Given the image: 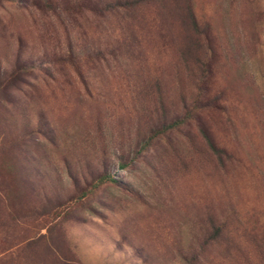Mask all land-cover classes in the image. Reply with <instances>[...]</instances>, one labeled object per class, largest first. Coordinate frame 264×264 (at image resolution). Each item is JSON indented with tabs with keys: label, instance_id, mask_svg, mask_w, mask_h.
I'll return each mask as SVG.
<instances>
[{
	"label": "rangeland",
	"instance_id": "374dc122",
	"mask_svg": "<svg viewBox=\"0 0 264 264\" xmlns=\"http://www.w3.org/2000/svg\"><path fill=\"white\" fill-rule=\"evenodd\" d=\"M116 1L0 0V264H264V0Z\"/></svg>",
	"mask_w": 264,
	"mask_h": 264
},
{
	"label": "trees",
	"instance_id": "16d2710c",
	"mask_svg": "<svg viewBox=\"0 0 264 264\" xmlns=\"http://www.w3.org/2000/svg\"><path fill=\"white\" fill-rule=\"evenodd\" d=\"M141 1H143V0H128V1H124V2L116 1V2H114L115 6H112V9L113 10L116 9V8H121V9H124V10L125 9H131V8L135 7L136 5H138L139 3H141ZM110 6H111V4H109V7ZM188 14L190 16V20H191L193 29L196 32L198 24L196 23V20L194 19L193 15H192V12H191V10L189 8H188ZM202 34L204 36V40L206 42H208L209 41L208 34L205 31H203ZM164 114H166V112ZM166 116L167 115H163L162 116L163 117L162 122L157 124V128L155 129V133L152 134L149 139H147V141L144 143V145L147 142L150 143L151 140L154 139L156 136L158 138L160 136H165L166 134H169L170 132H172L174 130H179L181 128V126H183V125H185L187 123V120L185 118L189 117L190 115L184 116L185 118L180 116L179 114H175L174 116H171V117H166ZM202 134L205 137L206 142H207L209 148L211 149V151L217 157H220V154L223 152V150L221 148L217 147V145L215 144L214 140L212 139L211 131H209L206 128V129L203 130ZM149 143H147L146 146H148ZM120 166L123 168V167L126 166V163H121ZM98 178H99V180H101V182H103L105 179L107 180L108 177H107V175H101ZM109 180H111V179H109Z\"/></svg>",
	"mask_w": 264,
	"mask_h": 264
}]
</instances>
